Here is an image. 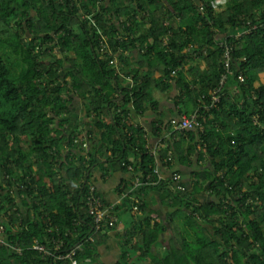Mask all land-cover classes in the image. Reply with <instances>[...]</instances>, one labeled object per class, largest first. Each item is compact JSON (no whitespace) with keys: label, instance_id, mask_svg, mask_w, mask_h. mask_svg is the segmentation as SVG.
I'll use <instances>...</instances> for the list:
<instances>
[{"label":"trees","instance_id":"16d2710c","mask_svg":"<svg viewBox=\"0 0 264 264\" xmlns=\"http://www.w3.org/2000/svg\"><path fill=\"white\" fill-rule=\"evenodd\" d=\"M247 22H264V0H0V225L22 250L0 246V264H64L31 246L67 230L63 251L79 246L77 264L98 261L111 237L115 264H264V30L236 40ZM172 84L176 106L192 103L174 122L198 111L202 131L151 125L173 171L157 182L133 118ZM82 137L86 153L73 143ZM148 176L140 214L123 199L110 210L117 223L95 232L88 184L108 204L98 185L117 177L116 200Z\"/></svg>","mask_w":264,"mask_h":264},{"label":"built area","instance_id":"2783aa9c","mask_svg":"<svg viewBox=\"0 0 264 264\" xmlns=\"http://www.w3.org/2000/svg\"><path fill=\"white\" fill-rule=\"evenodd\" d=\"M247 29L237 34L234 38L237 40L245 35L250 34L251 32L257 30V29H263L264 30V22H257L256 24H251L250 22L246 23ZM166 41L163 40V44H165ZM218 47L223 52V59L225 63V67L229 68V61H230V52L231 47L227 44L226 41L220 42ZM103 50V48H102ZM101 50V51H102ZM228 74H230V71L227 69ZM175 72H172L170 77H174ZM226 81V75H223L221 77V80L219 82V88L218 90H215L211 94V103L212 107H214L220 100L219 97V90L224 85ZM198 111L194 112L193 114L189 116H183L180 121L178 122H172L171 126H169L170 130L167 132V136L172 134H182L186 131H191L196 128H200L202 131V127L200 126L198 122ZM256 122V120H255ZM264 129V125L262 126ZM160 142V141H159ZM159 142L156 144L155 147L152 149H149L150 153L154 157V162L156 164V167L154 168L153 174L157 179V182H160V180L163 179L162 173H172L173 171L168 168V163L171 161V156L168 155L167 159H164V163L166 166L160 165V161L158 160L157 154L160 149ZM74 144L80 145L82 150L86 153L88 150V144L85 137L74 139ZM148 149V147L146 148ZM88 159V157H86ZM127 172L133 173V169L131 166L127 167ZM135 174V173H134ZM172 180V190H179L181 192L184 191V187L181 185L182 183V177L180 174L174 173L171 177ZM150 176L146 178L145 182H141L138 178L135 177L134 182L132 186L128 190H123L124 186L121 187V194L117 197V199L114 202H109L108 204L104 202V199L102 195H99L96 191V185L94 184H88V188L85 194V207L90 216H92V222H93V228L95 232L100 231L102 228V225L107 222L109 225H114L117 223V218L113 216L110 213V210L112 207H114L116 204H119L123 201V199L129 198L132 202V210L135 211L137 214H140L139 207L142 205L141 198L143 197L142 194H140L139 190L143 187H152L156 185V182H149ZM20 189H23L22 186H19ZM23 197V196H22ZM227 203L226 201H224ZM155 222H158L156 219ZM71 235V231L67 230L64 232V234L57 233V238H53L50 240V246L48 244H41L37 240H33V244L31 246V250L35 251L39 255L42 256L44 259L52 258L56 261L63 262L64 264H77V261L75 260L74 256L77 250H79V246L75 247L73 249H70V251H63V248L65 246V239ZM4 236V228L0 225V246H7L10 247L16 254H21L22 250L19 246H10L7 244L3 238Z\"/></svg>","mask_w":264,"mask_h":264},{"label":"crops","instance_id":"0c3cea01","mask_svg":"<svg viewBox=\"0 0 264 264\" xmlns=\"http://www.w3.org/2000/svg\"><path fill=\"white\" fill-rule=\"evenodd\" d=\"M131 67L134 63L130 62ZM135 65V64H134ZM199 70H203V65L201 62L198 64ZM187 67L184 71H187ZM146 70V68H144ZM152 70H156L158 74L160 73V67H154ZM143 71V69H142ZM130 82V81H129ZM128 84V81L124 82V85ZM179 90L176 89L173 84L172 87L169 88L166 91H155V98L157 100V107L153 110H147L144 114L133 118L134 125H138L143 128V130L146 132V139L148 142L149 149H152L156 146V144L161 140L162 137H159L152 131L151 125L158 121V123H164L167 125L172 124V122L176 121L178 118H180V111H188L192 108V103L189 99H185L182 103V105L179 106V104L176 106L175 104V95H177ZM177 102V101H176ZM182 107L183 110H182ZM191 107V108H190ZM192 110V109H191ZM182 112V113H184ZM80 113V112H79ZM78 113V120L77 124H79L82 114ZM190 113V112H189ZM183 116V115H182ZM157 123V122H156ZM80 125V124H79ZM162 125V124H161ZM112 179H110L106 184L98 185L99 189L103 193L106 200L109 202L114 201L116 198L115 194V185H112L110 183ZM121 245L118 244V241L115 238H109L108 240V246L107 247H101L99 250V258L98 261L96 260L93 264H115L118 260V257L120 255ZM133 264H144L142 261H134Z\"/></svg>","mask_w":264,"mask_h":264},{"label":"rangeland","instance_id":"374dc122","mask_svg":"<svg viewBox=\"0 0 264 264\" xmlns=\"http://www.w3.org/2000/svg\"><path fill=\"white\" fill-rule=\"evenodd\" d=\"M71 56H72V54H70ZM134 59H137L136 57L134 58ZM76 103V104H75ZM73 104H75V105H73V106H77V107H80V103L78 102L77 103V101H74L73 102ZM79 115H80V113H79ZM191 168H192V170H193V168L194 169H196V166H191ZM189 174V173H188ZM110 183L112 184V185H115L116 183H117V177H113V179H112V181H110ZM176 223H178L179 224V221H176ZM166 238V237H165Z\"/></svg>","mask_w":264,"mask_h":264}]
</instances>
